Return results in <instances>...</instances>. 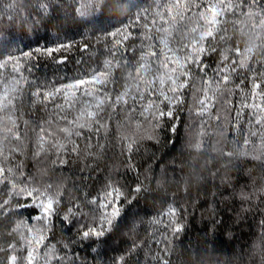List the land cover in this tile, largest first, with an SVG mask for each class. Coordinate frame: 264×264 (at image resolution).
<instances>
[{
	"label": "clouds",
	"instance_id": "1",
	"mask_svg": "<svg viewBox=\"0 0 264 264\" xmlns=\"http://www.w3.org/2000/svg\"><path fill=\"white\" fill-rule=\"evenodd\" d=\"M0 264H264V0H0Z\"/></svg>",
	"mask_w": 264,
	"mask_h": 264
}]
</instances>
